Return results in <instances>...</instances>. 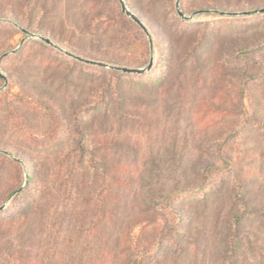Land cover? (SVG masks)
I'll use <instances>...</instances> for the list:
<instances>
[{
  "label": "rangeland",
  "instance_id": "374dc122",
  "mask_svg": "<svg viewBox=\"0 0 264 264\" xmlns=\"http://www.w3.org/2000/svg\"><path fill=\"white\" fill-rule=\"evenodd\" d=\"M125 3L147 32L120 0H0V154L8 157L0 162V255L22 254L21 264H224L220 238L241 215L237 264H257L264 223H247V211L264 209V14L186 21L177 0ZM179 5L191 17L258 11L264 0ZM185 24L201 26L179 34ZM22 30L108 66L144 69L154 56L153 70L84 64ZM78 141L92 256L82 255L74 222L61 220L57 196L26 220L6 218L29 171L40 176L31 193L46 186L54 194L48 172L80 157L68 153Z\"/></svg>",
  "mask_w": 264,
  "mask_h": 264
},
{
  "label": "trees",
  "instance_id": "16d2710c",
  "mask_svg": "<svg viewBox=\"0 0 264 264\" xmlns=\"http://www.w3.org/2000/svg\"><path fill=\"white\" fill-rule=\"evenodd\" d=\"M198 26H201V25L185 24L183 26H180L178 29L179 34H181V33L184 34L188 30L198 28ZM82 66H84V65H82ZM145 75L146 74L140 75V76H145ZM96 109L97 108L94 107L93 110H96ZM81 113H82V115L78 119L80 124H81L80 120L85 119V117H84L85 111H83ZM74 117H75V114H73V118ZM80 118H82V119H80ZM82 126H83V124H82ZM73 128H75V130L73 129V131L77 135L83 136V133L81 131V126L77 123V121H76V124L74 125ZM55 145H56V143H55ZM50 148H51V146L45 147L46 150H48ZM0 149L3 150L4 148H0ZM36 149H39V148H36ZM68 153L73 154V155L79 154L80 157H78L76 160H74L70 163H67V164L65 161H58L54 164V168L50 169L48 172L49 178H47V180H46L47 182L54 183V181L57 180V185H56L57 188H56L54 194L50 193L46 186H45V189L41 188V189L37 190L36 193H34V192L31 193V189H32L33 185L36 182H38L37 179H38L39 173L36 172V170L29 171V174H28L29 178H28V182H27V187L24 190H20L18 192V194H19L18 196L21 197V202L18 205V207L16 208V211H15L16 213H14L13 215L10 214V215L6 216V218L10 222H20L22 220H26L25 218L28 217V213L30 211H32L35 214V213H38L42 209L41 206L46 203L45 196H47L48 198H51L52 196H57V197H55V199H57V203H59L60 201L63 203L61 205V208H60L61 209V212H60L61 220H64L65 218L66 219L69 218V222H71V221L74 222V232L79 237V238H77V242H79V247L82 246L81 247V250L83 252L82 255H85V251H87L92 256V253H94L93 251H95L93 248V245H92V243H94V242L91 241V236L93 234H92V231H86L85 232V226H87V224H85V223H88V222L90 223L91 217L87 213V211H85V209L80 210V207L83 206L84 204H86L85 199L87 198L85 196V173L87 172L85 170V145L83 144L82 141H78L75 145L74 144L72 145V148L68 150ZM207 153H208L207 157H209L210 152H207ZM7 158L8 157H6L5 155L0 154V162L2 160L3 161L7 160ZM204 158H206V156H204V155L202 157L200 156L199 160H203ZM203 161H205V159ZM8 162L14 163L13 161H9V160H8ZM14 164H16V163H14ZM59 169H61V173L57 172ZM64 171H66L65 175H62V173H64ZM156 173L160 174L161 172L156 170L154 172V175ZM62 178H63V180H61ZM55 184H56V182H55ZM62 196H64V197L62 198ZM42 202H43V204H42ZM80 203H81V205H80ZM4 212H6L5 208L0 210V218H1V216L5 215ZM247 213H250V215H251V217L248 219L247 223H249V224H254V223H258V222L264 223V209L261 212H257V214L255 212L252 213V211L251 212L247 211ZM85 217H87L86 218L87 220H85ZM241 217H242L241 215L235 216V219H234L236 221L235 225L229 226V222H228V226H227V229L225 232V236H223V237L221 236V238H220L221 245L224 247V249H223V247L221 249V251L223 253L222 262L224 264H237L238 263L240 256L238 255L237 248H235V247L239 246V242L234 243L233 239L243 229L244 223L241 222ZM91 219L95 220L94 218H91ZM233 234H234V238L232 236ZM57 235H60V234H57ZM70 243H73V240H71L70 242L68 240L67 244L70 245ZM12 249H13V247H11L9 245L4 246V250H9L10 254H12L11 253ZM254 253H255L254 259H255L256 263L257 264H264V251L260 252V253H256V252H254ZM24 257L25 256H23L22 254L15 253V252H13V255H10V256H7L6 253H3L0 255V264H6L7 262L9 264H21L22 260H24ZM150 259L151 258H145V259H143V261L140 264H145V262L149 261ZM87 261L89 262V260L85 259V264H87ZM151 264H157V262L153 261V263L151 262Z\"/></svg>",
  "mask_w": 264,
  "mask_h": 264
},
{
  "label": "water",
  "instance_id": "95a60500",
  "mask_svg": "<svg viewBox=\"0 0 264 264\" xmlns=\"http://www.w3.org/2000/svg\"><path fill=\"white\" fill-rule=\"evenodd\" d=\"M120 4H121L122 10L126 14V16H128L131 20H133L136 24H138L145 32H147L145 26L141 23L139 18L128 9V7H127V5L125 3V0H120ZM176 9H177V12H178L179 16L183 20H186V21L193 20V18L195 16H202V15H209V14H217V15L232 16V17L254 16V15H257V14H264V9H261V10H258V11H253V12H245V13H220V12H213V11H200L194 16L187 17L180 10L179 0H177ZM22 31H23L24 34H26L28 36L29 39L39 40V41L47 44L48 46L60 51L61 53L65 54L66 56H68V57H70V58H72L74 60H77L79 62H82L84 64L97 66V67H102V68H109L111 70L121 71V72H123L125 74H134V75H143L144 73L151 71L152 68H153V65H154V60L155 59H154V56H152L149 65L146 68H144V69H128V68H119V67H115V66H108V65L100 63V62H94V61L85 60L84 58L76 56L75 54H72V53L67 52L66 50L60 48L59 46L55 45L49 39L43 38L41 36H37V35L32 34V33L28 32L26 30H22ZM149 38H150V41H151V37L150 36H149ZM7 56H8V54L3 56V58H6ZM4 208L5 207H0V210H2Z\"/></svg>",
  "mask_w": 264,
  "mask_h": 264
}]
</instances>
